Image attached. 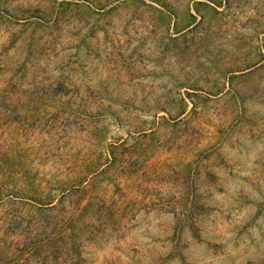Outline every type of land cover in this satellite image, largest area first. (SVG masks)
<instances>
[{
  "label": "rangeland",
  "instance_id": "1",
  "mask_svg": "<svg viewBox=\"0 0 264 264\" xmlns=\"http://www.w3.org/2000/svg\"><path fill=\"white\" fill-rule=\"evenodd\" d=\"M0 264H264V0H0Z\"/></svg>",
  "mask_w": 264,
  "mask_h": 264
}]
</instances>
